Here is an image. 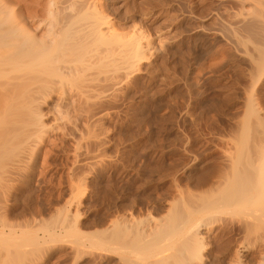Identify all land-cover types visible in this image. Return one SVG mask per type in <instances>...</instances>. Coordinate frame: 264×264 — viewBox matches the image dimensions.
<instances>
[{"label":"rangeland","instance_id":"rangeland-1","mask_svg":"<svg viewBox=\"0 0 264 264\" xmlns=\"http://www.w3.org/2000/svg\"><path fill=\"white\" fill-rule=\"evenodd\" d=\"M24 1L28 26L47 20L48 0ZM58 1L62 23L74 2ZM94 2L118 34L144 35L150 48L111 85L92 83L103 79L98 69L82 76L91 84L70 77L64 87L84 85L72 89L74 107L59 95L41 103L43 140L0 162V264H123L100 249L107 223L162 219L169 204L210 198L261 136L264 0ZM240 138L250 142L236 145ZM221 216L213 256L241 239L240 216Z\"/></svg>","mask_w":264,"mask_h":264},{"label":"bare ground","instance_id":"bare-ground-1","mask_svg":"<svg viewBox=\"0 0 264 264\" xmlns=\"http://www.w3.org/2000/svg\"><path fill=\"white\" fill-rule=\"evenodd\" d=\"M76 1H72L75 7L68 5L72 14L59 23L57 4L48 0L47 20H37L36 27L32 28L23 18L24 0H0V162L7 156L24 153L43 140L46 128L41 103L55 95L58 99L62 96L66 105L75 104L72 89L84 85L64 87L70 77L80 81L86 72L98 69L103 71V79L99 82L95 78L96 83L83 79L84 83L93 81L97 88L103 84L108 86L118 74L134 72V67L150 48L144 35L124 37L118 34L98 10L95 0ZM89 87H85L86 92L87 88L91 91L92 86ZM65 88L71 89L69 93ZM262 124L261 136L252 144L254 154L240 163H231L210 198L200 196L196 201L169 204L165 217L145 223L129 218L112 220L99 232L100 249L107 254H117L123 264H229L226 259L235 246L232 264H264V121ZM235 142L236 145L248 144L250 140L240 138ZM228 208H233L240 216L233 227V235L241 239L233 238L225 245L226 249L222 248L224 252L217 254L216 251L213 256L210 235L217 225L225 224L220 217ZM250 234H254L252 239ZM257 244H260L257 251L248 259L245 253Z\"/></svg>","mask_w":264,"mask_h":264}]
</instances>
